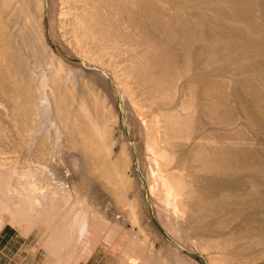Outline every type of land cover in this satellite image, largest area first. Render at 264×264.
I'll return each mask as SVG.
<instances>
[{"label":"bare ground","instance_id":"obj_1","mask_svg":"<svg viewBox=\"0 0 264 264\" xmlns=\"http://www.w3.org/2000/svg\"><path fill=\"white\" fill-rule=\"evenodd\" d=\"M57 1L0 0V229L47 221L59 264L126 232L157 241L137 166L175 240L218 264L262 259L264 0ZM46 15L79 65L52 49ZM139 238L122 263L200 264Z\"/></svg>","mask_w":264,"mask_h":264},{"label":"rangeland","instance_id":"obj_2","mask_svg":"<svg viewBox=\"0 0 264 264\" xmlns=\"http://www.w3.org/2000/svg\"><path fill=\"white\" fill-rule=\"evenodd\" d=\"M53 1V0H52ZM57 0H55V2H53L54 4H51L50 3V6H51V8H52V5H53V7L55 8H53V9H51V10H53V11H56V13L59 11V8H60V6H59V2L57 1ZM58 5H57V4ZM59 6V7H57V6ZM45 25H46V35H47V38H48V41H49V43H50V45H51V47H52V49L54 50V52L57 54V55H59V56H63V58L69 63V64H72V65H75V64H80L81 63V61L77 58V57H74V56H70L66 51H65V49L63 48V47H61V45H59L58 44V42L54 39V36H53V33H52V23H50V21H49V18L47 17V15H46V19H45ZM51 28V29H50ZM63 48V49H62ZM125 113H128V112H125ZM250 134H252V132H250ZM128 135H129V137H130V142H131V144H132V146H133V149L134 150H137V148H136V144H138V141L136 140V138H137V136L135 135V136H133V135H131V131H130V129H129V127H128ZM135 139V140H134ZM10 154V155H9ZM4 155H7V158H8V156H9V159H7L8 161L10 160L11 161V153H9V152H7V154H3V157H5V159L3 160L4 161V163L5 164H10L11 162H7V160H6V156H4ZM138 156L139 157H141V155H136V160H135V163L138 161ZM143 157V156H142ZM20 164V165H19ZM18 164V167H17V169H19V167L21 168V172H23V171H26V167H25V165L24 164H22V163H19ZM21 165H22V167H21ZM24 167V168H23ZM135 169L137 170V173L139 174V176H140V178L142 179V181H143V183H144V198H145V200H146V203H145V208H144V210H145V220H144V226L145 225H147V224H152L157 230H158V232H159V236L161 237H159V239L157 240V241H155L154 239H153V236H151V235H149V233H140L141 235H139L138 236V234L137 233H133V235H132V233H129V232H126V233H128L127 235L125 234L124 235V239H122V241L121 240H119L118 242H117V244H116V248L115 249H107L105 246H107V244L106 243H104L105 241L103 240H101V243H100V241H99V245L98 246H100V245H104V244H106V245H104V246H101L100 247V253H99V255H98V258H97V262L98 263H100V264H132V263H122V260H119V256L121 255V253L123 252V250L125 249V250H127V248H128V246H129V244H131L132 242H130L129 240H131L132 241V239H133V236H135V237H140V238H142V243L143 242H148V245H149V247L151 246V245H153L154 246V248H153V246H151L152 247V251H148V253H147V255H148V257H152L153 255H154V252H161L160 250L163 248V245L164 244H166V247H165V245H164V247L168 250V251H171L170 249H169V246H167V244H168V242H169V244L170 243H172V244H174L175 246H177L179 249H181V251H182V254H183V256H185V255H188V256H191V257H195V259L200 263V264H215V263H219V262H217L218 261V259L216 260V262H215V259H209L211 256H215V254L214 253H211V251H210V249L208 250H205V251H201V249L198 251V250H190V248L188 247H186L185 245H183L182 243H180L178 240H175V238H173L172 236H171V234H169L167 231H165L164 229H163V227H162V225L160 224V222H159V219H158V217H157V215H156V211H155V206H154V202H153V198H152V195H151V192L149 191V186L147 185L148 183H147V179H146V171H147V169L146 168H143V169H141L140 167H135ZM23 170V171H22ZM4 197H5V193H4ZM75 197L76 196H74L73 198L75 199ZM5 199V198H4ZM2 199L3 201H1V203L3 202V206L1 207V209H0V217L2 218V217H5V213H6V210H2V208L4 209V206H5V204L7 205L8 204V202L6 201L7 199ZM6 202V203H5ZM3 212H5V213H3ZM4 215V216H2V214ZM124 214H122L121 215V217L120 218H123L122 216H123ZM6 216H8V214L6 215ZM126 216V215H125ZM124 216V218L123 219H121L123 222H125V220H129V219H131L132 220V218H131V216L130 215H128L127 214V217H125ZM24 219V218H23ZM22 219V221L20 220V223H17L16 224V226H15V224L13 225L12 223H5V225L4 226H6L7 227V230H5L6 232H8V233H10V234H7V235H5V234H0V251H2L3 252V254H1L0 255V264H6L7 262H8V259L9 258H15V257H17V255H18V253H19V251L23 248V247H25L26 248V251H24L23 253H22V255H23V257H24V261H23V263L22 264H59V262L58 261H60L61 259H60V257L58 256L57 257V255H54V254H56L55 252L57 251V250H54L53 248H57V245H55L53 242H52V244H50V242H48L47 243V239H48V236H49V233H48V229L46 230V228H48V224L46 223L47 221H45V222H43V223H45V224H43L42 222H41V224H40V222H39V225H35V223H36V220H35V222H34V219L33 220H26V219H24L23 220ZM125 219V220H124ZM26 220V221H25ZM27 221H29V222H27ZM130 221V220H129ZM27 222V223H26ZM32 222H34V223H31ZM131 222V221H130ZM130 222H126V228H125V231H126V229H127V231L130 229V228H133L132 226L133 225H131V223ZM30 223V224H29ZM18 224H19V226H18ZM38 224V223H37ZM47 224V225H46ZM130 224V225H129ZM12 225H13V227H12ZM3 226V227H4ZM35 226V228H33ZM32 227V228H31ZM10 228H11V231H10ZM139 227H134V231L135 232H137V231H139V229H138ZM1 230V229H0ZM47 231V232H46ZM48 233V234H47ZM135 234H137V235H135ZM148 234V235H147ZM46 235V236H45ZM128 236V237H127ZM144 236L146 237V238H144ZM139 238V239H140ZM149 238H151L150 239V241L152 240V241H154V242H152L151 241V243H153V244H151L150 245V242H149V240L147 241V239H149ZM145 239V240H144ZM130 243H129V242ZM140 241H141V239H140ZM177 241V242H176ZM102 242H103V244H102ZM168 244V245H169ZM54 246V247H53ZM109 246V245H108ZM126 246V247H125ZM150 247V248H151ZM161 248V249H160ZM165 248H164V251H165ZM52 249V250H51ZM129 249V248H128ZM157 250V251H156ZM212 250V249H211ZM173 251H175V250H173ZM151 252H152V254L153 255H151ZM177 252V251H176ZM175 252V253H176ZM205 252V253H204ZM210 252V253H209ZM134 254V256H135V258H137L138 257V255L136 256L135 255V253H133ZM163 254H165V256L168 254V252L167 251H165ZM208 254V255H207ZM213 254V255H212ZM150 255V256H149ZM175 254H174V252L171 254V256H169V254L164 258V262H163V264H169V263H171V264H175L176 262H177V258L174 256ZM56 256V257H55ZM169 256V257H168ZM258 256L259 257H261V255L259 254V255H257V256H252L253 257V259L252 258H249V259H252V260H249L248 258V261H249V264H251L250 262H252V264H255V261H256V264L257 263H261L262 262V260H263V262H264V256H263V258L262 259H260V260H258L259 258H258ZM55 257V258H54ZM57 258V259H56ZM58 258H59V260H58ZM174 259H176V260H174ZM256 259V260H255ZM156 260V259H155ZM154 259L152 260V258H149L148 259V263H150V261L153 263L154 261H155ZM173 260V261H172ZM214 262H213V261ZM253 260H255V261H253ZM121 261V262H120ZM170 261V262H169ZM175 261V262H174ZM244 261H245V259H244ZM260 261V262H259ZM64 262H66V261H64ZM156 262V261H155ZM254 262V263H253ZM262 262V263H263ZM76 262L74 261V260H71L70 261V264H75ZM81 263V262H80ZM80 263H78V264H80ZM81 264H83V263H81ZM138 264H144L143 263V261H139L138 262Z\"/></svg>","mask_w":264,"mask_h":264},{"label":"crops","instance_id":"obj_3","mask_svg":"<svg viewBox=\"0 0 264 264\" xmlns=\"http://www.w3.org/2000/svg\"><path fill=\"white\" fill-rule=\"evenodd\" d=\"M5 230H7V227L6 226L2 227L1 230H0V234L1 235L2 234H5V235L10 234V233L6 232ZM10 231H11V228H10ZM24 251H26V248L25 247H23L19 251L17 257H15V258H9L8 259V262L6 264H22L23 261H24V257L22 255V253ZM99 253H100V251L97 253V255L94 258H92L90 261L86 262L85 264H100V263L97 262V258H98ZM1 254H3L2 251H0V255Z\"/></svg>","mask_w":264,"mask_h":264}]
</instances>
